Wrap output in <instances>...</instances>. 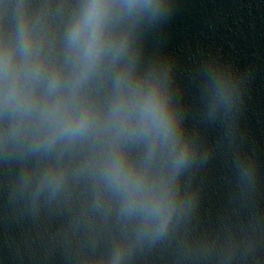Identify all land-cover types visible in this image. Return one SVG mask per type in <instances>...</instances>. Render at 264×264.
<instances>
[{
    "label": "water",
    "instance_id": "1",
    "mask_svg": "<svg viewBox=\"0 0 264 264\" xmlns=\"http://www.w3.org/2000/svg\"><path fill=\"white\" fill-rule=\"evenodd\" d=\"M80 2L0 0V34L26 13L61 61ZM133 31L135 73L162 83L190 149L179 172L157 154L144 177L173 204L166 226L124 210L101 178L100 141L5 148L0 122V264H264V0H166ZM220 86L228 102H215ZM86 91L106 111L111 80ZM128 154L143 165L142 145Z\"/></svg>",
    "mask_w": 264,
    "mask_h": 264
},
{
    "label": "clouds",
    "instance_id": "2",
    "mask_svg": "<svg viewBox=\"0 0 264 264\" xmlns=\"http://www.w3.org/2000/svg\"><path fill=\"white\" fill-rule=\"evenodd\" d=\"M165 6L166 0H82L65 28L61 61L42 52L41 37L26 13L13 17V34L7 27L0 34L4 147L25 140L34 151L47 152L60 143L100 141L96 162L104 183L121 197L126 212L138 213L158 231L173 204L166 194L153 195L144 177L157 154L170 162L172 173L179 172L190 149L181 141L179 120L162 83L135 73L130 49L133 30ZM8 8H0L5 26ZM104 78L111 80V91L101 112L86 90ZM228 101L224 87H218L215 102ZM137 144L145 151L139 168L128 154Z\"/></svg>",
    "mask_w": 264,
    "mask_h": 264
}]
</instances>
